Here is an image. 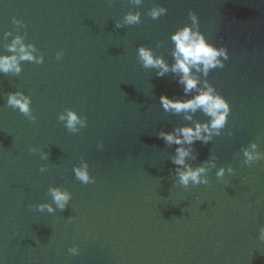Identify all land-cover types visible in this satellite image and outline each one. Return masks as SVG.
<instances>
[{
    "label": "water",
    "instance_id": "water-1",
    "mask_svg": "<svg viewBox=\"0 0 264 264\" xmlns=\"http://www.w3.org/2000/svg\"><path fill=\"white\" fill-rule=\"evenodd\" d=\"M154 7L167 13L153 20ZM190 10L208 42L228 50L207 80L231 111L222 134L193 145L187 161H214L209 183L184 188L171 163L176 146L158 133L208 117L165 112L160 95L188 97L173 74L144 69L137 48L171 65L170 36L191 23ZM128 12L141 22L116 29ZM17 35L44 62L0 74V264H264V160L249 166L242 154L253 142L264 152V0H0V55L14 54ZM16 91L31 98L35 121L7 106ZM65 109L88 126L68 132L58 120ZM81 159L94 183L75 178ZM219 167L234 172L219 179ZM49 187L71 193L63 212L35 210L50 202Z\"/></svg>",
    "mask_w": 264,
    "mask_h": 264
},
{
    "label": "clouds",
    "instance_id": "clouds-1",
    "mask_svg": "<svg viewBox=\"0 0 264 264\" xmlns=\"http://www.w3.org/2000/svg\"><path fill=\"white\" fill-rule=\"evenodd\" d=\"M143 0H134L139 6ZM167 9L164 7H154L149 11V16L156 20L165 15ZM190 24L177 29L171 34L172 42L171 56L173 63L168 64L163 56H157L151 48L143 45L137 48V60L144 69L156 70V76L163 78L171 73L177 77V83L183 86V94L186 99L171 98L168 95H160L159 104L165 112L173 114H184V119L193 121L196 112H202L208 119L205 122L195 121L187 126L178 127L172 131H160L158 136L167 145H175V155L171 157V163L175 166V176L177 183L184 188L196 185H207L208 172L216 168L214 161H204L199 166L193 167L188 163V158L192 155V146L197 142L208 144L213 137L222 134V130L227 125L228 116L231 108L227 100L220 95L215 87L207 80L209 72L213 69L223 68L224 61L229 59L228 50L225 47H216L209 43L205 35L200 31L198 16L193 11L188 12ZM141 22L139 12H128L122 20L115 22V28L121 29L125 26L137 25ZM17 30L24 27L23 22L13 19ZM10 32H5V36H10ZM8 51L13 55H0V74L19 75L22 72V62H34L42 64L43 55H34L36 48L32 44H26L24 37L15 36L8 45ZM63 52L56 54V59L60 60ZM201 76L204 77L201 80ZM31 98L23 92L16 91L8 94L7 106L18 109L30 121H35L31 108ZM58 120L63 123L66 130L70 133H79L88 126L87 119L77 114L72 109H65L58 115ZM231 135V133H229ZM187 146V147H185ZM102 148L101 144L97 145ZM30 152H39L41 160L47 161V152L30 148ZM243 163L251 166L252 164L264 160V152L258 150V144L253 142L248 147L242 149ZM39 171H47L46 165H41ZM75 178L82 184L94 183V179L89 174V165L81 159L79 166L73 167ZM232 167H219L216 170V177L223 179L226 174H233ZM48 195L50 202L40 203L35 206L37 212L55 214L57 211L63 212L69 205L72 198L71 193L63 187H49ZM258 240L264 242V226L260 227ZM69 253L77 256L80 253L78 247L68 249Z\"/></svg>",
    "mask_w": 264,
    "mask_h": 264
}]
</instances>
